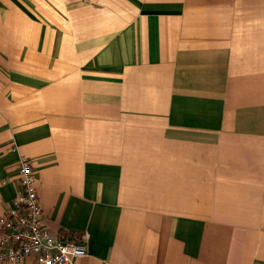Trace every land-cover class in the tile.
<instances>
[{"label":"crops","instance_id":"1","mask_svg":"<svg viewBox=\"0 0 264 264\" xmlns=\"http://www.w3.org/2000/svg\"><path fill=\"white\" fill-rule=\"evenodd\" d=\"M22 159L76 264H264V0H0V215Z\"/></svg>","mask_w":264,"mask_h":264},{"label":"built area","instance_id":"2","mask_svg":"<svg viewBox=\"0 0 264 264\" xmlns=\"http://www.w3.org/2000/svg\"><path fill=\"white\" fill-rule=\"evenodd\" d=\"M22 191L0 215V262L26 264H76L87 255L84 242L64 240L51 234L44 223L43 207L37 190L34 169L21 160Z\"/></svg>","mask_w":264,"mask_h":264}]
</instances>
